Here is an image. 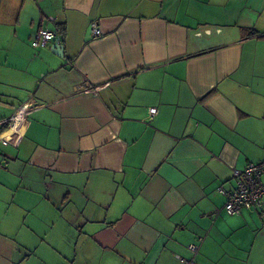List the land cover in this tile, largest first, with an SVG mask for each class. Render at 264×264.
Segmentation results:
<instances>
[{"label":"crops","instance_id":"obj_1","mask_svg":"<svg viewBox=\"0 0 264 264\" xmlns=\"http://www.w3.org/2000/svg\"><path fill=\"white\" fill-rule=\"evenodd\" d=\"M4 120L0 264H264V0H0Z\"/></svg>","mask_w":264,"mask_h":264},{"label":"built area","instance_id":"obj_2","mask_svg":"<svg viewBox=\"0 0 264 264\" xmlns=\"http://www.w3.org/2000/svg\"><path fill=\"white\" fill-rule=\"evenodd\" d=\"M52 20V19H51ZM90 31L93 38L101 35L96 21L91 22ZM59 40L58 32L55 29L39 28L33 35L30 45L33 48L45 47L52 40ZM157 113L156 107H148L147 118L151 119ZM6 121H0L4 124ZM3 144L6 141L2 140ZM234 186L230 190L219 186L217 191L225 197L224 209L227 214L233 215L241 210H253L261 206V199L264 198V159L248 164L243 169H234ZM264 218V213H262ZM198 240H201L199 238ZM188 250L195 253L198 244L191 243L187 246ZM181 264H194L192 259L177 255Z\"/></svg>","mask_w":264,"mask_h":264},{"label":"water","instance_id":"obj_3","mask_svg":"<svg viewBox=\"0 0 264 264\" xmlns=\"http://www.w3.org/2000/svg\"><path fill=\"white\" fill-rule=\"evenodd\" d=\"M59 41L57 40L56 42H55V44L53 45V47H54V49H56L57 51H55L57 54H59L58 53V50H61L62 51V48H61V46H60V43H58Z\"/></svg>","mask_w":264,"mask_h":264},{"label":"trees","instance_id":"obj_4","mask_svg":"<svg viewBox=\"0 0 264 264\" xmlns=\"http://www.w3.org/2000/svg\"><path fill=\"white\" fill-rule=\"evenodd\" d=\"M211 93H212V91H211V92H209V93L207 94V96H208V95H210Z\"/></svg>","mask_w":264,"mask_h":264}]
</instances>
